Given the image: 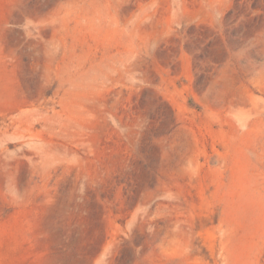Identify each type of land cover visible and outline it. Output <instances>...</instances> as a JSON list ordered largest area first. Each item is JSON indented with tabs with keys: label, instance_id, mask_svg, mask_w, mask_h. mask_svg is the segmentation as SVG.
Here are the masks:
<instances>
[{
	"label": "rangeland",
	"instance_id": "obj_1",
	"mask_svg": "<svg viewBox=\"0 0 264 264\" xmlns=\"http://www.w3.org/2000/svg\"><path fill=\"white\" fill-rule=\"evenodd\" d=\"M0 264H264V0H0Z\"/></svg>",
	"mask_w": 264,
	"mask_h": 264
}]
</instances>
